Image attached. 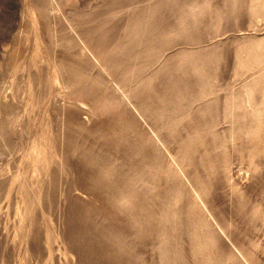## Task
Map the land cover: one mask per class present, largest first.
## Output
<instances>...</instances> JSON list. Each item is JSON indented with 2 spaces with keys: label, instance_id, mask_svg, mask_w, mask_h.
I'll return each mask as SVG.
<instances>
[{
  "label": "rangeland",
  "instance_id": "rangeland-1",
  "mask_svg": "<svg viewBox=\"0 0 264 264\" xmlns=\"http://www.w3.org/2000/svg\"><path fill=\"white\" fill-rule=\"evenodd\" d=\"M0 264H264V0H0Z\"/></svg>",
  "mask_w": 264,
  "mask_h": 264
},
{
  "label": "bare ground",
  "instance_id": "bare-ground-1",
  "mask_svg": "<svg viewBox=\"0 0 264 264\" xmlns=\"http://www.w3.org/2000/svg\"><path fill=\"white\" fill-rule=\"evenodd\" d=\"M91 54V53H90ZM92 55V54H91ZM99 55V54H98ZM108 55V54H107ZM104 57V56H103ZM94 58V57H93ZM95 59V58H94ZM99 63V62H98ZM166 64V63H165ZM103 68H104V66H103ZM165 68V67H164ZM106 72V71H105ZM107 73V72H106ZM153 74V73H152ZM109 76V75H108ZM155 76V75H154ZM151 77V76H150ZM110 79H112V78H110ZM113 80V79H112ZM114 84H115V82H113ZM118 87V86H117ZM119 88V87H118ZM124 94V93H123ZM126 96V95H125ZM135 108V107H134ZM160 141V140H159ZM211 215V213H209V216ZM217 222V221H216ZM218 223V222H217ZM217 227L218 228H220L219 227V225L217 224ZM221 229V228H220ZM225 237H227L226 235H225ZM227 238H229V237H227ZM233 246V245H232ZM234 247V246H233ZM234 249H235V247H234ZM235 252H237L238 254H240V252L238 251V250H236L235 249ZM102 258V257H101ZM241 258L245 261V262H247V260H245L244 259V257L243 256H241ZM246 258V257H245ZM249 259V258H248ZM100 260V259H99ZM240 260V259H239ZM105 262V261H104ZM118 262H119V260H118ZM106 263H108V262H106ZM110 263V262H109Z\"/></svg>",
  "mask_w": 264,
  "mask_h": 264
}]
</instances>
